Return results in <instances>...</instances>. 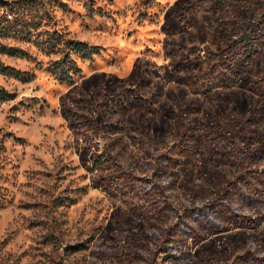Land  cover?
<instances>
[{
    "label": "rangeland",
    "instance_id": "1",
    "mask_svg": "<svg viewBox=\"0 0 264 264\" xmlns=\"http://www.w3.org/2000/svg\"><path fill=\"white\" fill-rule=\"evenodd\" d=\"M23 1L0 264H264V0ZM66 40L99 48L71 81Z\"/></svg>",
    "mask_w": 264,
    "mask_h": 264
},
{
    "label": "trees",
    "instance_id": "2",
    "mask_svg": "<svg viewBox=\"0 0 264 264\" xmlns=\"http://www.w3.org/2000/svg\"><path fill=\"white\" fill-rule=\"evenodd\" d=\"M30 2V1H29ZM29 3L27 1H15L12 3L0 0V37L5 38L10 35L17 36L22 30H19L18 26L26 23L23 22L24 15L20 14L28 9ZM24 30L26 28H23ZM253 33H248L243 36L239 41L238 49L245 55L252 56L256 52V46L264 42V24L258 25L253 30ZM64 49L53 50V53H60L62 56L51 62L49 65V71L54 73L57 77L65 81H71L74 76V72L70 66L73 55L81 57L83 59H92L95 54L99 52V48L79 40H66L64 43ZM49 45V44H48ZM55 48V46H54ZM0 54L17 56V50L12 48H5L0 46ZM0 74L5 76H11L15 78H21V72L15 67L4 63L0 59ZM14 98V94L9 92L3 85L0 84V103L6 102ZM263 194L262 191L258 192ZM259 197V196H256ZM261 198L257 201L261 202ZM3 197L0 192V208L3 206ZM202 215V213H198Z\"/></svg>",
    "mask_w": 264,
    "mask_h": 264
}]
</instances>
